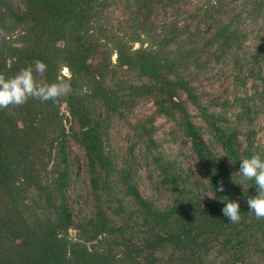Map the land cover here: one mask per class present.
<instances>
[{"label": "trees", "instance_id": "obj_1", "mask_svg": "<svg viewBox=\"0 0 264 264\" xmlns=\"http://www.w3.org/2000/svg\"><path fill=\"white\" fill-rule=\"evenodd\" d=\"M252 23L264 25V0H0V75L31 65L37 83L71 85L48 100L0 107V264H264V217L246 202L256 185L238 170L245 156L264 159L255 130H242L264 111V28L247 55ZM216 63L233 72H219L221 85L252 89L234 95V125L215 111L229 99L197 83ZM142 102L153 110L143 114ZM158 115L189 139L205 181L153 152L162 175L141 184L134 148L143 139L157 149ZM112 132L126 140L122 162ZM70 143L87 159V195L71 197ZM227 198L240 200L237 222L221 213Z\"/></svg>", "mask_w": 264, "mask_h": 264}, {"label": "rangeland", "instance_id": "obj_2", "mask_svg": "<svg viewBox=\"0 0 264 264\" xmlns=\"http://www.w3.org/2000/svg\"><path fill=\"white\" fill-rule=\"evenodd\" d=\"M264 25L252 23L247 26L249 32V39L245 44V53L247 55L255 52L256 45L259 42V34L261 33ZM260 32V33H259ZM134 46H138V43H135ZM115 58V55H113ZM211 67V68H210ZM208 72L201 74V77L197 80V83L200 84L204 91L214 92L221 94L229 99L227 106H217L215 111L221 115L224 120V124L234 125L236 123L237 112L239 110L238 102L235 99L234 95H244L245 93H252L250 83L248 82L245 87L236 86L234 84L221 85L220 82V73H222L226 78L233 77V72L231 65H225L216 63L211 64ZM63 73H67V68L62 69ZM220 72V73H219ZM227 74V75H226ZM228 76V77H227ZM228 83V80L226 81ZM262 99H259L261 102ZM138 110H142L143 114L149 113L153 110V106L150 102H142L138 106ZM190 112L192 114V119L199 123L203 124L202 119L198 115V110L190 106ZM155 131L153 137L157 142L156 147L146 148V142L141 139L135 145V153L140 156V160L137 162V171L142 176V183L147 184L149 180H153V183L162 175L160 171L154 168L152 160L148 159V155L153 152H160L166 158L174 160L176 162V168L179 174H190L192 178L198 180H206L205 173L201 168L199 159L197 158L196 153L191 149V144L188 138L180 133L174 123L163 115H158L154 119ZM253 128L254 141L259 144V146L264 149V111L260 112L258 117L251 124H244L242 130ZM111 135L115 137L110 143V147L115 151L117 159L119 162H122L128 152L126 140L124 137L118 135L117 132H112ZM204 139L207 143L211 144V134L208 130H204L203 133ZM238 138L243 139L242 133H238ZM181 139H185L183 143ZM71 155H72V177L74 178L75 185L73 186V191H71V197H74L77 193L81 192L84 195L88 194L90 178L88 175V164L84 151L70 143ZM144 155L147 156L148 161L146 162ZM219 157L226 163L229 170H232V162L226 158L220 151ZM142 188L147 191V188L142 185ZM197 193L204 198L206 201L212 199V193L208 190H203L201 187H198ZM79 206V201H76ZM166 258V256H165ZM164 258V259H165Z\"/></svg>", "mask_w": 264, "mask_h": 264}, {"label": "clouds", "instance_id": "obj_3", "mask_svg": "<svg viewBox=\"0 0 264 264\" xmlns=\"http://www.w3.org/2000/svg\"><path fill=\"white\" fill-rule=\"evenodd\" d=\"M46 67L47 65L42 60L37 59L35 61V69L38 72L43 73ZM70 90L71 85L68 82L37 83L33 77L32 66L29 65L12 76L0 75V107L9 104H21L28 96L48 100ZM239 161L238 170L241 181L254 180L256 185V193L246 197L248 209L252 210L256 217H264V159L254 153L251 156L243 157ZM224 188L223 181H218L214 189V195L216 192H223ZM221 200H223L222 215L232 222L239 221L241 218L240 200L235 198Z\"/></svg>", "mask_w": 264, "mask_h": 264}]
</instances>
